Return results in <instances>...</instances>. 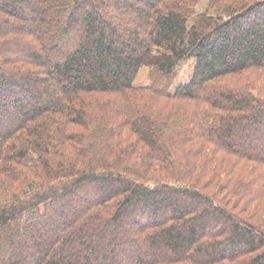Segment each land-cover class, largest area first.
<instances>
[{
    "label": "trees",
    "instance_id": "trees-1",
    "mask_svg": "<svg viewBox=\"0 0 264 264\" xmlns=\"http://www.w3.org/2000/svg\"><path fill=\"white\" fill-rule=\"evenodd\" d=\"M263 167L264 0H0V264H264Z\"/></svg>",
    "mask_w": 264,
    "mask_h": 264
},
{
    "label": "rangeland",
    "instance_id": "rangeland-1",
    "mask_svg": "<svg viewBox=\"0 0 264 264\" xmlns=\"http://www.w3.org/2000/svg\"><path fill=\"white\" fill-rule=\"evenodd\" d=\"M193 65H194V61L193 60H191V61H189V62H185L184 64H182L181 66H180V68H179V73H178V78H177V82L180 80V81H184V80H187L189 77H190V75H191V73H192V70H193ZM148 73H149V70L147 69V68H142L141 70H140V72H139V74H138V77H137V80H136V84H138V85H143V86H146V85H148L149 84V82H150V79H149V77H148ZM248 131H252L251 129H247ZM249 166L251 165L253 168H254V166H255V164H253V163H249L248 164ZM264 168V167H263ZM242 169V167H240L238 170H241ZM247 169H249L248 167H247ZM259 172H261L260 170H259ZM259 172H257V173H259ZM256 173V174H257ZM258 175V174H257ZM262 179V178H261ZM263 198V197H262ZM262 198H261V201H262ZM263 200H264V198H263ZM255 204V203H254ZM256 205H257V202H256ZM261 205H262V203H260V207H259V209H261Z\"/></svg>",
    "mask_w": 264,
    "mask_h": 264
}]
</instances>
